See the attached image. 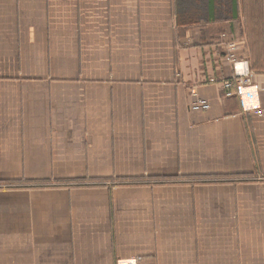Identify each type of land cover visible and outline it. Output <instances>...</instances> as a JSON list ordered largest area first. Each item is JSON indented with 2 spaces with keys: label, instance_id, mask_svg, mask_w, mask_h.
Wrapping results in <instances>:
<instances>
[{
  "label": "crops",
  "instance_id": "0c3cea01",
  "mask_svg": "<svg viewBox=\"0 0 264 264\" xmlns=\"http://www.w3.org/2000/svg\"><path fill=\"white\" fill-rule=\"evenodd\" d=\"M229 42L264 108V0H0V264H264Z\"/></svg>",
  "mask_w": 264,
  "mask_h": 264
},
{
  "label": "built area",
  "instance_id": "2783aa9c",
  "mask_svg": "<svg viewBox=\"0 0 264 264\" xmlns=\"http://www.w3.org/2000/svg\"><path fill=\"white\" fill-rule=\"evenodd\" d=\"M227 48V60L231 63L233 68V79L224 80L222 82V88L224 89V95L226 97L238 96L243 99L249 95V103L242 102V110L244 112L251 111L254 115L260 117L264 122V108L260 107L256 99L255 86H251L247 79V63L238 60L233 51L236 48V44L229 42L226 44ZM189 108L192 110H207L209 104L204 99L197 97L196 93H191V101ZM117 264H136L134 259H119Z\"/></svg>",
  "mask_w": 264,
  "mask_h": 264
},
{
  "label": "trees",
  "instance_id": "16d2710c",
  "mask_svg": "<svg viewBox=\"0 0 264 264\" xmlns=\"http://www.w3.org/2000/svg\"><path fill=\"white\" fill-rule=\"evenodd\" d=\"M175 179H177V181H172V182H180V183L185 182V183H189V184H192V183L200 184V183H215L216 177L194 176V177H186V178H184V177L182 178L181 177L180 179H178V178H175ZM139 180H142V179H139ZM151 180H154L155 182H161V181H157L158 179L151 178ZM131 181L137 182L138 179H132ZM110 182H112L113 185L114 184L115 185H122L123 184V180L122 179H116V180H112ZM72 184L77 185L78 183L76 182V183H72Z\"/></svg>",
  "mask_w": 264,
  "mask_h": 264
}]
</instances>
